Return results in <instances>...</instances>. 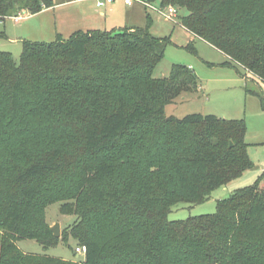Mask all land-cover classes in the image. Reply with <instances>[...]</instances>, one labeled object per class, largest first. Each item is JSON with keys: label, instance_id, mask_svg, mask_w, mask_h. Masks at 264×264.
<instances>
[{"label": "trees", "instance_id": "16d2710c", "mask_svg": "<svg viewBox=\"0 0 264 264\" xmlns=\"http://www.w3.org/2000/svg\"><path fill=\"white\" fill-rule=\"evenodd\" d=\"M171 4L187 11L182 26L264 82V0H162ZM54 5L0 0V19ZM147 16V27L25 40L19 60L0 51V264H264V173L214 213L169 219L254 163L246 121L166 115L198 77L183 64L154 76L168 38ZM54 200L76 215L82 261L14 244H58L43 219Z\"/></svg>", "mask_w": 264, "mask_h": 264}, {"label": "rangeland", "instance_id": "374dc122", "mask_svg": "<svg viewBox=\"0 0 264 264\" xmlns=\"http://www.w3.org/2000/svg\"><path fill=\"white\" fill-rule=\"evenodd\" d=\"M53 1L57 4L55 10L32 16L19 13L22 18L17 20L15 16L0 19V51L10 52L19 60L25 40L52 42L57 39V31L67 39L77 27L84 25L104 30L123 29L131 24L147 27L149 13L152 19L150 32L168 38L164 58L156 67L154 76H167L173 64H183L198 77V89L182 94L167 105L166 115L183 118L188 114L202 113L246 121L248 154L254 166L240 177L215 189L205 202L192 205L177 203L172 207L170 220H185L191 216L214 213L219 200L228 198L239 188L253 184L264 173V82L242 66L229 64L230 59L222 51L182 26L180 16L187 14L186 10H178L174 20H167L137 1L128 5L126 0H114L105 7H98L96 0ZM146 1L157 8L162 7V0ZM100 11L106 13V19L98 16ZM191 44L193 47H190ZM64 202L54 200L45 203L43 208L45 225L51 228L56 223L60 224L58 244L46 249L37 238L23 237L14 240L15 246L25 253L82 261L84 254L76 252L78 243L70 234L76 215L62 211Z\"/></svg>", "mask_w": 264, "mask_h": 264}, {"label": "built area", "instance_id": "2783aa9c", "mask_svg": "<svg viewBox=\"0 0 264 264\" xmlns=\"http://www.w3.org/2000/svg\"><path fill=\"white\" fill-rule=\"evenodd\" d=\"M114 0H98V5L99 6H104L107 2H113ZM141 2L145 5V7L148 9H153L160 13L163 17H165L167 20H174L175 17L178 15V7L175 5H168L165 7L157 8L156 6L153 5L150 1L146 0H126V3L128 5H133L135 2ZM15 19H19L18 17ZM86 246L85 245H80L76 247V252L80 255L81 253L86 252Z\"/></svg>", "mask_w": 264, "mask_h": 264}, {"label": "crops", "instance_id": "0c3cea01", "mask_svg": "<svg viewBox=\"0 0 264 264\" xmlns=\"http://www.w3.org/2000/svg\"><path fill=\"white\" fill-rule=\"evenodd\" d=\"M82 1H87V0H82ZM96 1H98V0H96ZM70 2H72V1H69V3ZM55 3V2H54ZM113 2H107L104 6H99L98 5V2H97V6L98 7H105L107 4H112ZM56 6H57V4L55 3V5L54 6H52V7H49V8H45V9H43L41 12H39V13H37V14H30V13H25V15H28V16H32V15H38V14H42V13H44V12H47V11H50V10H55L56 9ZM112 9V8H111ZM98 16L99 17H101V18H104V19H106V13L104 12V11H100L99 12V14H98ZM16 18L18 17L19 19H21L22 18V15L20 14V15H18V16H15ZM26 17V16H25ZM128 27H135V25H133V24H131V25H128ZM84 28V29H83ZM88 30H104V29H101V28H94V27H92V25H84V26H82V27H77L76 29H75V31H74V33H76V32H78V31H88ZM105 30H107L106 28H105ZM73 33V34H74ZM63 36L62 34H61V32H58L57 31V33H56V38H57V36ZM72 35V34H71ZM70 35V36H71ZM226 56V55H225ZM227 57V59H229V57L228 56H226ZM229 62V61H228Z\"/></svg>", "mask_w": 264, "mask_h": 264}, {"label": "water", "instance_id": "95a60500", "mask_svg": "<svg viewBox=\"0 0 264 264\" xmlns=\"http://www.w3.org/2000/svg\"><path fill=\"white\" fill-rule=\"evenodd\" d=\"M230 145L232 146L233 143L231 142ZM51 230L55 236H57V237L60 236V224L59 223H56L54 226H52Z\"/></svg>", "mask_w": 264, "mask_h": 264}]
</instances>
